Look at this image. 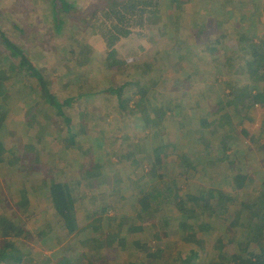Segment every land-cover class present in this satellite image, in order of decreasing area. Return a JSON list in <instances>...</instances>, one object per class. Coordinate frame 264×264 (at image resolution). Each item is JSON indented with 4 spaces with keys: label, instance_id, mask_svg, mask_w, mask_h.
<instances>
[{
    "label": "rangeland",
    "instance_id": "obj_1",
    "mask_svg": "<svg viewBox=\"0 0 264 264\" xmlns=\"http://www.w3.org/2000/svg\"><path fill=\"white\" fill-rule=\"evenodd\" d=\"M64 1L62 16L70 23L56 33L51 0H0V31L45 80H51V93L64 102L63 114L71 120L67 126L53 112H42L47 111L45 98L38 89L15 90L17 81L8 80L13 74L7 66L10 60L14 64L18 60L6 61L8 52L0 45V70L8 77L3 85L11 90L5 99L0 90V126L7 132L2 143L13 151V155H0V218L12 220L15 226L8 238L0 234V251L6 243L13 245L12 253L22 259L17 264H130L145 261L146 252L133 244L138 241L151 249H165L163 257L151 264H178L167 255L178 250L186 257L188 250H198L197 244L188 242L196 231L198 237L204 236V259L226 263L234 244L217 219L205 217L208 233L188 230L183 238L169 241L160 223L145 227L151 223L149 217L136 218L134 205L142 189L163 193L174 180L181 191L194 196L201 189L236 194L239 201L264 195V105L243 108L251 94L261 87L264 91V80L261 85L252 82L248 58L237 50L246 37L264 39V0H184L181 25H171L164 13L156 25L132 28L113 45L117 63L112 65L106 61L109 24L101 23L106 0ZM166 2L161 0L162 6ZM74 41L80 42L79 51ZM18 82L23 85L24 79ZM144 87L146 95H133ZM237 97L243 104L236 103ZM165 103L170 104L164 108ZM156 106L165 115L154 128L140 119V110L145 108L151 116ZM67 127L76 134L73 143L66 139ZM27 134L39 137L30 144ZM134 135L149 136L146 153L162 143H168L172 152L163 157L159 169L146 156L141 179L135 161L126 160ZM225 137L226 152L221 150ZM114 143L121 148L114 149ZM198 149L200 156L195 159L200 158L202 168L186 184L179 156L185 153L193 158ZM74 176L80 183L82 212L77 229L68 235L55 213L42 204L46 189L41 182L74 180ZM23 193L29 201L26 209ZM161 196L151 201L152 208L160 205ZM229 211L238 228L248 222L247 210L234 205ZM111 215L114 220L109 222ZM141 222L142 231L135 232ZM2 225L0 220V231ZM41 231L47 234L43 240ZM109 231L116 232V245L123 246L105 245ZM234 238L241 240L238 235ZM210 242H220V256ZM222 256L224 263L217 262Z\"/></svg>",
    "mask_w": 264,
    "mask_h": 264
},
{
    "label": "trees",
    "instance_id": "obj_2",
    "mask_svg": "<svg viewBox=\"0 0 264 264\" xmlns=\"http://www.w3.org/2000/svg\"><path fill=\"white\" fill-rule=\"evenodd\" d=\"M52 1V21L54 31L58 33L64 25L69 24V19H65L62 16L64 12V0H51ZM181 3H186L184 0H167L166 4L162 6L161 0H106L105 13L102 15L103 20L102 24L108 25V36L106 37V45L109 47V51L106 54V61L109 62V65L117 63L115 61V50L113 49V45L119 39L127 37L130 33H132V28L134 27H146L153 26L158 24L165 13L168 21L172 25H181L180 14ZM192 13H189L188 16H191ZM165 26V25H164ZM168 27L167 25L165 26ZM163 28L158 31H162ZM79 41H74L73 45L76 47V51L80 50L81 45H79ZM0 45H2L8 52L6 61L10 59H17L18 63L14 64L12 60L8 62V71L9 74H13L11 79H8L5 75V70H0V90H2L6 94L4 97L7 98L11 92L9 88H5L3 85V80H15L17 84L15 86V90L23 89V90H32L36 88L39 90L44 96L45 105L44 108L47 111H42L46 114L51 112L56 116H60L63 119V122L66 123L67 126L71 123V120L68 119L62 111V107L64 106V102L58 100V97L52 95L51 88L49 83L50 79L45 80L44 76L36 69L35 66L25 57V55L21 52L19 47L15 46L10 42L6 36L0 31ZM237 50L240 53L246 55L249 61L250 74L252 75V82L257 83L259 85L262 84L264 80V39L262 37H246L239 43ZM64 53V51H62ZM76 54V52H75ZM78 59V58H77ZM66 70V69H65ZM64 69H61L62 72H65ZM6 71V73L8 72ZM72 71L68 72L71 73ZM20 79H24L23 85H20L18 82ZM188 79V78H187ZM181 84V81H178V85ZM13 87V85H11ZM148 89L141 88L138 89L133 95H140L143 97L146 95ZM118 95L117 90H113ZM107 93L110 94L109 90ZM135 97V96H133ZM71 98V97H70ZM236 103L243 104L241 97H237ZM70 100V99H68ZM120 101V100H119ZM249 103L245 104L243 108L251 109L253 106L264 105V91H258L251 94L249 97ZM134 102H137L134 100ZM68 102H65V105ZM120 103H123L120 101ZM125 103V102H124ZM154 103V100H153ZM170 103H165L164 108ZM189 103H187L188 105ZM245 108V109H246ZM159 109V111H158ZM157 111V112H156ZM156 111L153 113L151 111V116L147 114L145 108L141 109L140 119L144 120L145 125L152 124L155 128L156 125L160 122V119L165 115L162 112V109L156 106ZM236 114L240 116L241 119L246 118L245 116H241L240 112L236 111ZM244 117V118H242ZM48 123L44 122L46 125ZM68 139L71 143L75 142L76 134L71 130L70 127H67ZM28 131V130H26ZM49 131V130H45ZM7 134L6 128L0 126V155H13V151L9 149H5L2 143V138ZM28 135V134H27ZM248 134H245L247 136ZM39 135H28L27 141L31 144V142H35ZM148 135L145 136H132V142L128 144L129 152L127 153L126 160L127 161H135V165L142 171V176L144 171V163L146 156L151 157L154 160L155 167L159 169L163 164V157L171 156L170 153V145L168 143L158 144L155 148H151L149 153H146L145 150V142L148 139ZM129 139V138H128ZM228 137H225L221 141V150L224 152L228 149V144L226 140ZM116 141V139H115ZM120 149L121 146L114 143V149ZM201 151V150H200ZM1 155V156H2ZM200 156L199 149L195 153L193 158H190L187 154L183 153L180 157V168L183 167L180 172L182 179L186 181L188 184V179L195 174V172H199L202 165L199 159H195ZM3 157H0V160ZM81 160V159H75ZM96 163V162H94ZM59 177V176H57ZM68 179V178H65ZM243 179V178H242ZM175 180L173 184L170 186H166L163 189V193H154V192H144L142 189V194L137 199V205H134L135 216L139 221H144L145 217H149V221L145 227L152 223H160L162 225V234L168 238L169 241H172L177 236H181L182 238L187 234L188 230H196L199 229L200 232L208 233V226L205 222V217L210 216L214 219H217L218 224H222L224 226V231L228 235H230V243L234 244L233 251L227 256V262L224 263L225 257L217 258V262H222L224 264H264V246L261 244L264 243V195L261 197H249L248 200L239 201L236 194L234 195H226L223 192H218L217 190H200L198 191L199 196L189 195L186 192L181 191L179 187L175 184ZM240 185L242 184L239 183ZM80 183L79 181L73 179H69L66 181L56 180L55 178H48L47 180H43L41 182V187L45 188V194L41 200L42 204L48 210L51 209L55 213V217H58L59 223L58 225H63L66 229L67 234H72L77 229V217L78 214L82 212L80 210L79 202L82 198L80 191H78ZM261 187H264V182H262ZM33 190H36L34 188ZM161 194L162 199L159 206H152V202H155L157 197ZM204 195H208L204 196ZM23 208L26 209L29 206V201L24 197V193L22 194ZM209 199V201H208ZM244 201V202H243ZM237 205L238 208L242 210H247L249 214L248 222H244V226L242 228H238L235 222L234 216L230 213L229 208ZM174 210V211H172ZM176 211V213H175ZM103 213H106V209H103ZM114 216H110L108 221H113ZM1 223V237L4 239L8 238V236L13 233L14 234V224L12 220H8L5 217L0 218ZM107 220V218H106ZM107 221V222H108ZM62 222V224H61ZM108 222V223H109ZM143 222L138 223L135 232H141L144 224ZM120 229V226L118 227ZM238 230L235 232V230ZM94 231H98L96 228ZM117 231V230H116ZM115 233L109 231L106 233L105 237V245L112 247L113 244L115 247L123 246V243L118 242L116 245ZM195 234V238L193 240H188V242H193L197 245L198 250L190 249L186 253V257H183L181 251L176 250L175 252H170L167 255V258H170L169 261L178 262V264H190L191 261H195V264H214V259L211 257H207L206 260L204 256L207 254L206 243L204 241V236L198 237V233L193 231ZM41 240L45 238L47 235L46 232L41 231L38 233ZM234 235H238L241 238L240 241L235 240ZM155 237L159 239V235L157 234ZM93 241V240H92ZM95 246L97 244L95 243ZM124 242V240H122ZM125 243V242H124ZM214 243V242H213ZM210 242V246L218 250L217 256H220L219 252V244L220 242H215L214 244ZM135 246H137L142 251L146 252L145 261L140 262L136 261L130 264H151L153 260H158L163 257L165 253V249L156 248L151 249L148 247V244L133 242ZM13 245L6 243L3 249L0 251V262L5 261L8 264H17L22 261L20 255H14L12 253ZM253 247H257L253 248ZM258 251H256V250ZM249 250V251H248ZM68 259V258H67ZM67 264H74V262H70ZM88 264V262L86 263ZM92 264V263H89Z\"/></svg>",
    "mask_w": 264,
    "mask_h": 264
}]
</instances>
